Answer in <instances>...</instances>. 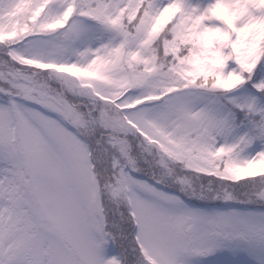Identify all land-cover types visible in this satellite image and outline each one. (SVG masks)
<instances>
[{
	"label": "snow or ice",
	"instance_id": "1",
	"mask_svg": "<svg viewBox=\"0 0 264 264\" xmlns=\"http://www.w3.org/2000/svg\"><path fill=\"white\" fill-rule=\"evenodd\" d=\"M0 264H264V0H0Z\"/></svg>",
	"mask_w": 264,
	"mask_h": 264
}]
</instances>
